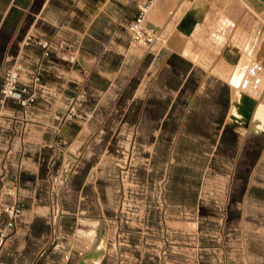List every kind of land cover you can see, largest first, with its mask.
Segmentation results:
<instances>
[{"label":"rangeland","instance_id":"374dc122","mask_svg":"<svg viewBox=\"0 0 264 264\" xmlns=\"http://www.w3.org/2000/svg\"><path fill=\"white\" fill-rule=\"evenodd\" d=\"M192 1L156 0L149 24L158 30L161 26L165 42L150 50L134 45L128 24L122 23L113 51L99 69L110 81L91 74L84 93L89 103L77 106V114L95 113L93 123L104 124V133L99 131L93 144L100 158L101 143H110L112 177L118 180L120 158L127 161L120 163L125 175L139 181L140 202L146 208L142 224L157 230L158 255L166 249L171 264H264V131L253 134L245 122L230 118L233 93L242 88L235 90L232 76L227 79L215 71L216 64L228 62L235 68L249 56V68L261 69L264 78V58L258 55L264 15L242 0H207L212 9L206 23L186 36L188 26L178 24ZM126 13L129 20L131 10ZM213 32L222 40L207 36ZM173 37L190 44L192 51L175 47ZM263 78L257 79L258 86ZM100 86L108 90L103 103L98 102ZM102 114L108 119L102 120ZM258 116L264 120L263 113ZM121 122H128L125 135L117 128ZM135 123L140 136L132 135ZM130 154L135 156L131 164ZM130 219L125 211L124 222ZM166 226L169 242L160 239ZM68 243L64 237L67 253L75 245ZM144 247L141 264L163 263L159 257L149 259L150 250L154 252L150 242Z\"/></svg>","mask_w":264,"mask_h":264},{"label":"crops","instance_id":"0c3cea01","mask_svg":"<svg viewBox=\"0 0 264 264\" xmlns=\"http://www.w3.org/2000/svg\"><path fill=\"white\" fill-rule=\"evenodd\" d=\"M130 10L127 20L126 12ZM135 13L134 4L128 0H6V4H0V41L5 43L0 71L9 67L16 57L22 58L28 66L42 58L41 48L23 47L28 35L55 38L72 47L69 60L57 57L44 60L47 94L39 98L28 114L10 104L5 107L0 104L3 133L0 187L5 193V204L17 199L24 205L23 218L8 239L0 264H32L34 261L36 264H79L85 255L94 251L99 237L104 246L100 264L142 263L144 243L152 242L154 232L149 224L144 226V221L142 224L146 208L143 209L140 202L139 181L135 176L125 175V167L120 164L127 161L117 159L116 168L120 169L116 180L112 177L110 143H101V157L97 158L99 148L93 144L94 137L99 131L104 133V124L95 125L92 121L95 113L84 111L62 125L59 135L55 136L52 128L73 105L89 103L84 93L89 80L92 81L91 74L110 81L109 75L99 69H104V59L113 51L110 48L119 36V26L128 24ZM152 13L153 9L149 21ZM184 17L179 22L180 28L184 27L180 25ZM151 27L157 28L153 29L158 34L162 30L154 24ZM3 32L6 37L1 35ZM95 46L98 47L96 52ZM99 89L98 102L103 103L108 90L101 86ZM127 115L124 113L121 120ZM101 116L104 120L109 115ZM121 123L117 128L125 135L128 122ZM131 132L133 136H140V126L135 123ZM135 143L136 138L133 145ZM132 157L134 160V154L129 157L130 164ZM51 165L55 167L60 188L63 185L59 179L68 178L61 192L60 224L68 245L75 243L69 250V262L64 258L67 253L64 246L59 252L47 248L41 256L50 233L48 174ZM62 173L67 175L62 176ZM115 182H118L116 186ZM8 192L15 195L10 197ZM125 211L133 216L129 223L123 220ZM91 224H97L94 228L98 233L95 244L88 248L80 235ZM124 235L129 236L130 249L121 244Z\"/></svg>","mask_w":264,"mask_h":264},{"label":"built area","instance_id":"2783aa9c","mask_svg":"<svg viewBox=\"0 0 264 264\" xmlns=\"http://www.w3.org/2000/svg\"><path fill=\"white\" fill-rule=\"evenodd\" d=\"M135 6L136 13L133 19L128 23L127 30L132 38L134 45L146 49H153L154 47L162 45L165 41L163 38L149 26V17L156 0H128ZM23 47H39L42 49V58L37 60L34 65L28 66L22 58L16 57L13 63L0 71V104L2 107L9 104L20 109L25 115L29 113L30 109L34 107L45 92L44 79L46 78V65L44 60H51L53 57L69 60L72 47L67 42L55 38H42L34 35H28ZM78 117L76 106L73 105L67 115H65L59 124L53 128L55 136L59 135L62 125L64 126L69 119ZM0 127V143L3 141V133ZM66 172V171H65ZM55 167L51 165L49 168L48 182L51 185V196L49 197L50 215L49 220V237L47 245L43 249L41 256L49 248L51 251H62L64 235L60 224L61 216L60 204L62 201L61 192L64 185L67 184L68 178L62 181L63 187L58 185V178L55 175ZM59 186V188H57ZM57 190V191H56ZM3 187H0V258L4 253L8 239H10L21 222L24 213V205L17 199L12 203H4ZM8 196L13 197V193L8 192ZM169 227L162 229L160 239L163 242H169ZM154 234L152 235V242L150 246L154 252L149 259L154 261V257H159L162 264H171L167 262V253L165 249L161 255H158V234L157 230L152 227ZM150 240V241H151ZM172 244V242H170ZM65 260L69 262V253L65 254ZM32 264H36L34 261Z\"/></svg>","mask_w":264,"mask_h":264},{"label":"bare ground","instance_id":"6f19581e","mask_svg":"<svg viewBox=\"0 0 264 264\" xmlns=\"http://www.w3.org/2000/svg\"><path fill=\"white\" fill-rule=\"evenodd\" d=\"M193 1L191 5L185 10V12L184 9L182 10L184 12L182 17L183 16L185 17L180 25H183L185 27L187 25L188 29L190 30V32H188L186 36H192L193 33H195L199 28H201L203 24L206 23L207 18L212 9V4H210L209 1L207 0H193ZM242 1L257 15H261V16L264 15V5L262 4L261 1L259 0H242ZM262 22L264 23V16H262ZM214 32L217 33L216 31ZM214 32L211 34L208 33L207 36L212 37V39L214 40L217 39V42H219L220 39L222 40L223 37H220L219 35L215 36ZM159 35H161V37L163 38L161 33H159ZM182 41H177V37H173L172 43L175 44L174 45L175 47L181 48V50H186L188 52H191L192 51L191 45L184 43ZM263 49H264V43L258 49L259 52L258 55L264 58ZM249 64H250L249 56H244V58L240 60L239 65L236 66L235 68L234 66H232L227 62L225 63V65L216 64L215 67L217 68V66H219L221 70L219 71L216 70L215 68V71L219 73L222 77L227 79H230L229 77L232 76L230 81L234 86L233 87L234 89L240 86L241 87L239 89L242 88L241 89L242 91H237L235 89L236 91L233 93L234 95L232 100L234 104L233 103L232 104L234 105V109L232 107L233 113L230 118L232 120L234 119L245 122L253 134L259 135L263 132V129L260 128L259 126H256L255 123H258L259 121V116H258L259 113L261 112L264 114V78L262 76L261 69L249 68ZM244 75H246V77H244ZM259 78H263L262 79L263 85L261 86L257 85V79ZM254 119H255V123H254ZM94 234H96L95 228L90 229L85 237L80 238L88 246V248L92 247L95 244V241L92 238ZM128 240H129V236L124 235L121 240V244L124 247L130 249L131 243H129ZM93 248L94 251L90 253L93 256L89 259H85L84 263L82 264H100L102 260L101 252L103 251L104 246L102 244H97L96 247Z\"/></svg>","mask_w":264,"mask_h":264},{"label":"trees","instance_id":"16d2710c","mask_svg":"<svg viewBox=\"0 0 264 264\" xmlns=\"http://www.w3.org/2000/svg\"><path fill=\"white\" fill-rule=\"evenodd\" d=\"M1 35H3L4 37H6V33H2ZM4 49H5V43L3 41H0V59L2 57V54L4 52Z\"/></svg>","mask_w":264,"mask_h":264},{"label":"water","instance_id":"95a60500","mask_svg":"<svg viewBox=\"0 0 264 264\" xmlns=\"http://www.w3.org/2000/svg\"><path fill=\"white\" fill-rule=\"evenodd\" d=\"M92 256H93L92 254H87V255H85L84 258L79 262V264L84 263V260H85V259H89V258H91Z\"/></svg>","mask_w":264,"mask_h":264},{"label":"flooded vegetation","instance_id":"af4514ba","mask_svg":"<svg viewBox=\"0 0 264 264\" xmlns=\"http://www.w3.org/2000/svg\"><path fill=\"white\" fill-rule=\"evenodd\" d=\"M259 121H261V123H259ZM258 123H255L256 126L260 125L259 127L262 128L264 126V120H259ZM264 131V128H262ZM263 133V132H262Z\"/></svg>","mask_w":264,"mask_h":264}]
</instances>
